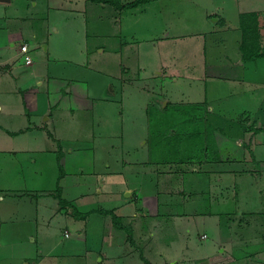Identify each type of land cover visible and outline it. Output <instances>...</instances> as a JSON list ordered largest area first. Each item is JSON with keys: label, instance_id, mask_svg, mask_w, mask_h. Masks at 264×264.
<instances>
[{"label": "rangeland", "instance_id": "obj_1", "mask_svg": "<svg viewBox=\"0 0 264 264\" xmlns=\"http://www.w3.org/2000/svg\"><path fill=\"white\" fill-rule=\"evenodd\" d=\"M117 2L116 0L115 3ZM263 4L264 0H150L120 9L121 7L112 3L96 0L0 1V49H3L0 51L14 54L20 49L22 41H26L28 54L33 63L21 64L14 74L33 68L39 73L37 77L26 80L30 81L29 85L32 88L29 89L35 91L32 93L38 99L37 109L33 114L37 113L44 104L47 90L51 92L53 98L52 90L61 85V82L50 83V89L46 84L40 85V81L46 78V72L51 76L78 78L80 80H75L73 85L81 89L84 88L83 83H86L84 80L87 82L89 80L92 97L86 98L85 95H80L81 91L77 89L69 96L72 103L75 101L78 106L73 113L78 118L74 121V127L79 134L80 131H93V133L96 131V135H101L104 139L109 133H113L111 154L121 160L115 165L116 167L106 165L103 173L98 172L102 171L99 168H104L103 163L98 159L95 164L81 166L80 169L83 170L77 177L61 173V177L56 178L53 171L56 167H52L51 157L44 155L42 163L47 181L43 183L42 189L38 190H44L47 184L48 188L55 187L54 182L57 186L62 183L65 188L57 191V188L46 190L47 197L37 200L39 202V206L36 207L37 219L24 223V220L18 218L14 222L0 223V252L2 254L5 252L4 255L7 252H21L22 249L26 252L25 256L22 254L23 258L15 254L0 256V264H95L100 261L104 264L107 259L104 254L113 252L103 244L108 238L106 228L111 225L112 220L111 214H106L104 210L114 208L115 202L111 201H114L116 196L120 200L126 199L123 196L125 191L122 192L118 186L123 180V175L132 183L137 179L134 176L135 169L141 165L127 162L126 166L122 159H142L145 153L149 154L150 158L152 151L151 143L149 144L150 130L145 136L147 149L142 150L138 142L136 145L140 151L128 150L130 147L133 148L134 141L137 143L139 130L146 131L147 119L148 126L151 124L153 130L169 127L174 123L173 125L182 132L174 131L169 143L160 139L158 135H153V139L158 140L157 148L162 154H168L170 161L172 156L174 160L175 157L187 154L189 141L179 134H187V129L195 128L197 123L201 124L200 115L203 112L204 119L212 125L214 133L226 131L229 135L233 134L232 129L237 127L234 121L240 117L237 122H244L243 128L249 134L250 129L245 119L247 116H243L244 109L239 107L255 105L261 97L255 95L254 103L250 98L251 89L254 88L250 78L259 83L258 89L263 94L264 58L258 60L257 57L243 61L244 75L243 79L239 80V72L234 65L236 64L234 60L238 57L234 55L238 51L240 29L234 27L240 24L239 15L242 12H239L240 8L261 7ZM215 16L217 18L214 20ZM84 26L87 28L84 29ZM255 26L260 27L259 33L263 43L264 26L261 22L260 25ZM86 30L89 34L88 40ZM123 41L132 43L125 45ZM86 43L88 53H85ZM230 60L234 61L235 67L228 72L225 62L231 66ZM108 75H111L110 80ZM12 77L14 78V75ZM13 78L6 76L1 81L0 96L18 103L22 99L14 89L19 86L24 88L25 84ZM51 82H54L53 77ZM68 87L69 84L64 85L63 90ZM239 90L244 91V99L240 98ZM106 94L112 97V101L100 98ZM224 96L223 101L216 100L217 97ZM70 100L65 99L67 105ZM206 100L210 101L214 112L209 109L210 105ZM163 101H167L168 111L152 110L156 102H160L162 107H165ZM260 106V112L263 114L264 103ZM26 110L32 113L28 105ZM121 110L126 115L131 111L128 126L124 128L120 124ZM2 112L0 122L12 120L17 122L15 126L25 123L22 112L13 116H7L6 112ZM182 114L187 118H193V122L190 123ZM221 114L227 115L233 123H224ZM43 117L44 115L40 118L36 114L35 119L45 126L44 122L48 120H41ZM132 119H135L138 126H132ZM67 122L60 119L59 124L56 122V126L60 125L64 129ZM47 126L51 130L55 127L50 121ZM74 127H69L71 134ZM220 128L224 131H220ZM44 130L36 128L33 134L38 136L41 134L42 138L48 137ZM123 130V133H126L124 142L121 139ZM6 136V131L0 130V138H4L1 147L8 145ZM43 141L47 147L57 148L55 140ZM96 141L97 146L101 145L99 140ZM173 141L176 145L172 143ZM195 143L200 145L198 137ZM156 154L158 155L159 152ZM156 163L160 166V173L166 172L168 165L171 164L168 160ZM192 166L188 169L191 170ZM94 169L96 173H93ZM128 171L131 172L128 174ZM169 177L170 175L158 176L157 182L143 183L142 186L146 189L143 195L154 186L152 192L160 194V201L164 204L170 203L174 208L164 207L160 203L159 210L165 211L160 220H155L152 215L145 217L137 212L127 217L125 221L121 219L122 223L128 225V229L122 232V229L116 227L122 234L118 239L141 254L144 261H148V257L153 256V262L160 264H205L206 261L208 264H215V256L224 246L223 242L220 243L222 235L226 240L231 229L228 231L229 227L226 225L224 231L221 232L220 229L216 232L215 224L208 223L199 213L202 207H208L203 204L202 197L196 192L192 195L190 188L188 192L185 188L174 187L176 184ZM98 182L99 185H96ZM103 183L112 186V195L109 191L105 192L106 185ZM253 185L256 189L253 192L254 203L249 206L254 209L261 208L260 214H263L264 191L259 192L258 184ZM27 190L38 192L33 186ZM81 192L86 196V200H88L87 196L90 199L85 206H79L80 210L88 212L87 218L76 214L74 207L76 202L74 204V201H66V197L69 199ZM176 193L177 195L174 196ZM133 195L135 191L129 194V197L132 198ZM188 195H192L190 200ZM43 202H46V205L41 206ZM231 204H226L224 207L232 206ZM172 209H176L181 214L185 213L186 216L180 218L179 215L172 214ZM188 213H192L191 217H188ZM236 213L237 215L240 213L239 208ZM134 218L141 221L137 227L138 237L133 233ZM147 220L148 224L153 222L152 227L147 228ZM239 221L240 218L237 222ZM245 228L235 224L233 231L244 236L252 234L245 231ZM36 229L40 232L38 238L41 241L34 239L37 234ZM203 231L208 232L207 237L202 238ZM99 254L102 256L100 261L97 260ZM235 264H238V261ZM253 264L264 263L255 257Z\"/></svg>", "mask_w": 264, "mask_h": 264}, {"label": "crops", "instance_id": "obj_2", "mask_svg": "<svg viewBox=\"0 0 264 264\" xmlns=\"http://www.w3.org/2000/svg\"><path fill=\"white\" fill-rule=\"evenodd\" d=\"M240 11H258L262 19V24L264 26V4L261 5V7H243L239 9V12ZM216 18L217 17L215 16L214 20ZM85 28H87V26H84V29ZM234 28L240 29V36L238 38V51L235 52L234 55L238 58L234 60L236 61V64H234V61L230 60L231 66H228V63L225 62V67H227V71L230 72V69L233 70L232 68L236 66V69L239 72L238 77L240 80L243 79V61H245L242 59L241 51L239 48L242 37V29L240 27V24L239 26H236ZM88 35V31L86 30L87 40ZM123 42L125 45H127V43L131 45L132 43L129 41ZM23 43L27 42L22 41L21 44ZM262 44H264V40ZM17 50L18 51H16V53L14 54H11L7 51L6 53H2L0 51V83L6 78V76H10L11 78H13L12 75H14V78L16 80H19L23 84H25L24 88L19 86L14 89V91L17 92L22 99L18 103H14L13 100H10L9 98H2L0 96V114L3 113L2 111H4L6 112L7 116H13L14 114L17 115L18 112H22L25 117V123H20L17 126H15L17 122H14L12 120L7 122H0V130L6 131L8 142V145H6L5 147L0 146L1 224L17 221L18 218L24 220V223L31 219H37L38 214L36 207L39 206V202L37 200L39 198L47 197L48 191L46 190H50L52 188H57L56 191L59 189L64 190L65 186L62 185V183L60 184V186H57L54 182L57 176L61 177V173L63 175L70 174L71 177H77L79 176V172L83 170L80 169L81 166H83L84 164H87V166H89L90 163L95 164L98 159H100L104 165V168H99L102 171L98 172L103 173L106 170V165L115 166L118 164V161H121L120 158L114 157L113 153L111 154V149L113 148V133H109L108 136H106L104 139L103 137H101V135L97 136L96 131L94 133L93 131H80L79 134L78 130H76L74 127V121H77L78 118L75 117L73 113L74 110L78 108V106L76 105L75 101L74 103H72V100H70L69 96L74 93L73 90L77 89L81 91L80 95H85L86 98L92 97L91 94L93 93L90 89L91 86L89 80L88 82L84 80V82L86 83H83L84 88L81 89L80 87H76L73 85L75 84L73 83L75 80H80L78 78H69L67 76L61 75L51 76L50 73L46 72V78L40 81V85L46 84L47 88L50 87V83L61 82V85L59 84L58 87L52 90V92L54 93L53 98L51 96V92L47 90V93H45V96H47V98L44 101V104L37 113L33 114L37 109L38 99L37 97H35V94L32 93L35 91L29 89L32 88V86L29 85L30 81L26 80L37 77L39 73H37L36 68H33V70H25V72L20 71L14 74L16 68L21 64L31 65L33 63L32 59L29 63L25 61L24 57L22 56L24 55V53L21 51V45L20 49ZM85 51V53L89 52L87 43ZM260 58H264V56H260L258 60ZM238 59H240V61H238ZM233 64L235 66H233ZM122 66L123 68H126V66ZM224 76L228 77L227 75ZM52 77L54 82H51ZM108 77V80H110L111 75H108ZM250 79V83L254 86L253 89L250 88L252 92V94L250 92V95H252V97L250 98L253 100V103L256 102L255 95H261L255 105H242L239 107H243V116H247V118L245 119L247 120L250 133L247 134V131L244 130V122H237L240 117H238L234 121L237 127L235 129H232L233 134L229 135L226 131H224L223 128H220V131L223 130L225 133H215V139L218 145L219 155L221 156V159L209 160L205 157V159H202L200 162L169 161V163L171 164L168 165V170L166 172H161L162 175H160L161 173L159 172L160 166L156 162H153L149 158V154L147 153H145L144 156L142 155V159H122L126 166L128 163H138L141 166L135 169L136 173L134 174V176L137 177L135 183L128 181V178H124V175L123 180L120 181L121 183L119 182L118 186L122 192L125 191V195L123 196H125L126 199L120 200V198L116 196L118 199L115 198L114 201H111L115 202L113 209L116 211L114 212L119 215V218L124 219L125 221L127 217H129L130 215H134L137 212L145 217L152 215L155 220H160L161 215H164L165 212L163 210H159L160 203L164 207L170 206L174 208L173 205L170 203L164 204L162 201H160V194H158V192H152L154 191V186L151 187V189L148 191L150 192V194L146 192L143 195V191H145L146 189H144L145 187L143 188L142 185L143 183L145 184L157 182L158 176L170 175L169 179L174 180L176 184V186L174 187H180L179 189L185 188L188 192L190 188L192 195L196 192L202 197L203 204L208 207H202L201 212L199 213L202 217H204V220H207L208 223L215 224V227H217L216 232L220 229L221 232L224 231L226 229V225L229 227V230L227 229L228 231H230L231 229L230 235L226 240H224V235H222L220 243L223 242L224 246L220 250V253L215 256V264H235V262L237 263V261L238 264H253L255 257L258 261H262L264 263V212L263 214H260L261 208L254 209L253 207H251L254 203L252 201V199H254L253 192L256 191L253 184H258L257 188L259 192L264 191V111L263 114H261L260 112V105L264 103V90L263 94H261L262 91L258 89L259 83L253 78ZM67 84H69V87L66 90H63V86ZM4 90H6V88H4ZM239 92V94H241L240 98L244 99V91L239 90ZM100 98H103L107 101H112V97L108 94L100 96ZM65 99L70 100V103L68 105L66 104ZM223 99H225V96L217 97L216 100L223 101ZM166 102L167 101H165V104ZM206 102H209V109L214 112L213 106L211 105L210 101L206 100ZM19 103L21 106L19 105ZM27 105L28 108L32 110V113L26 110ZM130 113L131 111L126 115L125 112L121 110V113L119 114V117L121 118L120 124L123 126V128L128 126V118L130 116ZM36 114L37 116L39 115L40 118L44 115L41 120H48L47 122H44L46 124L45 126L43 123L38 122L35 119ZM228 118L229 117L227 115L223 116V122L226 124L233 123L230 122V119ZM60 119L62 121H68L66 124V128L63 129L60 127V125L58 127L56 126V122H58L59 124ZM49 121L53 122L55 125L53 130L49 129L47 126V123ZM133 125L134 127L138 126V123L135 121V119H132V126ZM69 127H74L72 134L69 130ZM221 127L224 126L221 125ZM36 128L45 129L44 131L49 138H42L41 134L40 136L33 134V131ZM148 130L149 126L147 119L146 131L139 130L140 135L138 134L139 136L137 143L136 141H134V146L133 148L130 147L128 149L129 151L132 149H134L136 152L140 151L138 145H136L138 144V142L139 144H141L139 146L142 150L144 148L147 149L148 144L145 141V136ZM123 132L124 130L121 133L122 142H124V136L126 134ZM75 133L77 134L74 135ZM47 139L55 140L58 149L49 148L44 145L45 142L43 140L46 141ZM3 140L4 138H0V144ZM96 140H99L101 145L97 146ZM108 144H110V146ZM44 155L50 156L52 167H56L55 169L53 168L56 176L55 180L53 181L55 187L48 188V184H45L46 186H44V190H38L42 189L43 183L47 181V178H45V172L43 171L44 163H42ZM191 165L193 166L190 170L188 168ZM94 171L95 169L93 170V173H96ZM54 172H52L53 175ZM119 172H121L120 169ZM129 172L131 171H128L127 173L129 174ZM150 173H152V175H150ZM103 184L106 185L105 192L109 191L110 193H113V190L111 189L112 186H109L105 183ZM96 185H99V182L96 183ZM32 186L33 188H35V190H38V192L27 190V188ZM126 190L129 191L128 194H126ZM41 191H43V193H39ZM99 191L101 192L102 190L100 189ZM134 191L135 195H133L132 198L129 197V194H131L132 192L134 193ZM182 192L183 191L181 190L180 193ZM188 192L186 194H188ZM50 193H52L53 195L55 194L54 192ZM176 195L177 193L174 194V196ZM192 195H188L189 200ZM85 197L86 196H84L81 192L70 197L69 199L68 197L66 198L68 201H74V204L76 202L78 205H73L79 209V206H85V204L90 202L89 197L87 196L88 200H86ZM45 203L46 202H43L41 206L46 205ZM230 203H232V206L224 207V205ZM249 204L251 206H249ZM238 208L240 209V213L238 214L239 216L236 213ZM172 210V214L179 215L178 217L180 218L186 216L185 213L181 214V212L176 211V209ZM188 214V217H191L190 214L192 213ZM88 216L89 214L84 218H87ZM104 216H106V214H104ZM239 218L240 221L237 222ZM188 220H190V218H188ZM132 222L134 227L133 233L136 237H138L137 227L141 224V221H138L137 218H134ZM113 224L114 223L111 220V225L107 226L106 228V234H108V238L104 240L103 243L104 245H107L109 249H112L113 252L111 254H104V256L106 255L107 258L104 264H160L153 262V256L148 257L147 263L142 258V255L137 253L135 249L132 250L127 246L126 243L121 242L118 239L120 238L119 236L122 235L120 229L116 228V226ZM152 224L153 222L151 224H148L147 220V228L152 227ZM235 224L246 227L244 230L252 232V234H249L248 236H244L242 235V233L235 234V231H233L235 228ZM35 232L37 234L34 239H37V241H41L38 238L40 232L37 229ZM78 234H81V232H78ZM201 235L202 238L207 237L208 232L203 231ZM240 235L243 238L240 237ZM4 254L0 252V256H7L9 254H11V256H14L15 254L23 258V256L26 255V252L24 251V249H22L21 252H7L6 255ZM97 257L96 258L99 261L102 259V256H100V254ZM204 263L208 264L207 261ZM97 264L102 263L100 261V263Z\"/></svg>", "mask_w": 264, "mask_h": 264}, {"label": "trees", "instance_id": "obj_3", "mask_svg": "<svg viewBox=\"0 0 264 264\" xmlns=\"http://www.w3.org/2000/svg\"><path fill=\"white\" fill-rule=\"evenodd\" d=\"M96 1H104L108 3H112L114 4V6L121 7L120 9H122V8L133 7L139 3L150 1V0H131L129 2H122L121 0H117L118 1L117 3H115L116 0H96ZM239 16H240V26L242 27V37H241V42L239 45L242 59L243 60L254 59V58L264 55V44L261 43V38H260L261 34L259 33L260 27L255 26V25H260V22L262 24L260 13L258 11H242ZM178 105L181 106L182 104H178ZM152 110L153 111L156 110L157 112L168 111L167 104L165 107L164 106L162 107L160 102L156 103ZM182 115L190 123L193 122V118H187L185 114H182ZM200 116H201L200 117L201 124L197 123V125L195 124L196 125L195 128L192 127V129L190 130L187 129V134H179L180 136L186 138L189 141V144H187L188 149L186 150L187 154H183L180 157H175L174 160H173L174 157L172 156L171 161L180 162L181 160H183V161H188V162L189 161L200 162L202 159H205V157L208 158L209 160L221 159V156L219 155L218 145H217L216 139L214 138L215 133L212 131V125L209 124L208 121L204 119L205 118L204 112L203 114L201 113ZM173 124L174 123H172V125H170L169 127L167 126L164 128L161 127L158 130H153L152 125L151 124L149 125V130H150L149 144L151 143V148H152V151L150 153V159L152 161H156V162L163 161V160L170 161L168 154H162L161 150L157 148L156 141L158 140L153 139V135L156 134L158 135L160 139L164 140L166 143H169L171 141V138H173L174 136L173 132L174 131L178 132V130L180 131V129L175 127V125ZM169 133H170V136H168ZM196 136L198 137V140L200 139V142H201L199 146L196 145L195 143V141H197ZM172 143L175 144L176 142L173 141ZM156 152H159V154L157 155ZM75 210H76V214H79V216L86 217L88 215V212H82L77 207H75ZM104 212H106V214L107 213L111 214L112 222L114 223L116 227L124 231L128 229V225L126 223L121 222V218H119V215H117L114 212V210L112 209L104 210ZM145 261L148 263L147 260Z\"/></svg>", "mask_w": 264, "mask_h": 264}, {"label": "built area", "instance_id": "obj_4", "mask_svg": "<svg viewBox=\"0 0 264 264\" xmlns=\"http://www.w3.org/2000/svg\"><path fill=\"white\" fill-rule=\"evenodd\" d=\"M21 51L24 53V59L27 63L31 61V56L27 53L28 51V45L27 43L21 44ZM67 233V232H66Z\"/></svg>", "mask_w": 264, "mask_h": 264}, {"label": "water", "instance_id": "obj_5", "mask_svg": "<svg viewBox=\"0 0 264 264\" xmlns=\"http://www.w3.org/2000/svg\"><path fill=\"white\" fill-rule=\"evenodd\" d=\"M3 1H8V0H3ZM163 104H165V101L162 102ZM129 191H126V194H128Z\"/></svg>", "mask_w": 264, "mask_h": 264}]
</instances>
